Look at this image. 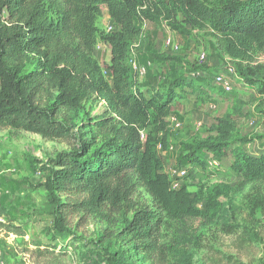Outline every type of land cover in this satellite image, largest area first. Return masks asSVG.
<instances>
[{"label": "trees", "instance_id": "1", "mask_svg": "<svg viewBox=\"0 0 264 264\" xmlns=\"http://www.w3.org/2000/svg\"><path fill=\"white\" fill-rule=\"evenodd\" d=\"M107 8L116 31L106 42L110 49L109 80L93 56L95 27L101 7ZM161 21L171 32L188 37L195 30H208L219 48L233 62L234 86L254 88L264 96V66L251 65L252 54L264 52V0H0V128L23 131L49 141L69 137L70 125L85 104L95 100L106 113L95 119L90 141L54 161L46 189L55 203V232H65L62 204L54 194L82 195L72 204L75 212L88 215L132 213L119 236L127 237L137 260L128 253L107 259V264H190L187 252L177 251L176 242L164 243L166 222L184 224L208 217L192 207L185 188L173 189L162 171L155 146L164 145V126L154 121L146 139L149 109L164 113L185 94L202 92L200 85L178 77L164 85L148 101L133 90L128 66L129 52L140 40L136 22ZM159 61H175L155 57ZM248 61V62H247ZM29 63L35 68L26 71ZM203 75L210 76L207 72ZM218 138L182 145L179 166L188 177L193 165H206L228 149L230 122L219 120ZM241 145L252 138H240ZM233 173L245 183L264 182V153L249 155L233 147ZM201 156H203L201 158ZM181 169V170H183ZM179 178V177H178ZM139 184L155 208L131 203ZM185 233L180 235L185 239ZM113 236H109L110 240ZM180 240V239H179ZM191 240V239H190ZM179 257V258H178Z\"/></svg>", "mask_w": 264, "mask_h": 264}, {"label": "rangeland", "instance_id": "2", "mask_svg": "<svg viewBox=\"0 0 264 264\" xmlns=\"http://www.w3.org/2000/svg\"><path fill=\"white\" fill-rule=\"evenodd\" d=\"M111 21L107 8L102 6L94 22L93 56L107 80L110 49L106 38L110 34L105 31ZM136 27L141 36L130 49L128 66L137 94L148 101L178 77L192 80L203 89L195 93L186 89L171 103L166 115L149 109L147 126L142 129L146 139L149 132L153 133L154 121L157 126L163 124L164 145L154 149L162 161L161 172L173 189H186L195 210L208 214L184 224L166 222L161 235L164 243L170 246L174 240V248L187 252L190 264H264V182H243L233 173L229 154L233 147H242L252 156L264 153V96L249 86L235 84L234 92L228 95L213 86L211 76L222 74L233 67V62L210 31L195 30L184 37L168 30L161 21H138ZM157 56L176 60L159 61ZM248 61L264 66V52L252 54ZM34 68L35 64L29 63L26 71ZM139 68L145 69L143 75L138 74ZM106 111V105L99 101L85 104L71 124L65 125L69 137L62 141L0 128L1 264H107L108 258L122 253L137 260L128 238L119 236L132 213L102 212L94 216L75 212L71 205L80 202L82 195L68 198L54 194L63 205L66 230L58 234L53 228L56 205L46 189L51 171L56 170L53 163L60 154L88 143L95 119ZM219 120L230 122L225 154L207 160V166H188V177L178 178L183 169L179 166L182 145L218 138L214 127ZM240 138L252 141L241 145ZM131 203L155 208V202L139 184H135ZM182 232L184 240L180 238ZM110 235L113 237L107 240ZM168 260L181 264L172 255Z\"/></svg>", "mask_w": 264, "mask_h": 264}, {"label": "built area", "instance_id": "3", "mask_svg": "<svg viewBox=\"0 0 264 264\" xmlns=\"http://www.w3.org/2000/svg\"><path fill=\"white\" fill-rule=\"evenodd\" d=\"M116 29L117 28H116L115 24L111 21L110 24L107 26L105 32L107 34H110V33L114 32V31H116ZM137 72H138L139 75H143L145 73V69L144 68H139V69H137ZM230 74H231V70L228 69L226 74H220V75H217L214 78V83L216 85H218L219 87H221L225 92H230L231 89H232V82H231V79H230V76H229ZM102 103L103 102H101V104ZM175 127H178V125L176 124ZM178 174H179L178 177L182 178L185 175V172L183 170H180ZM0 264H1V262H0Z\"/></svg>", "mask_w": 264, "mask_h": 264}]
</instances>
